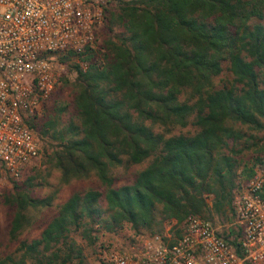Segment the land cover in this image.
Returning a JSON list of instances; mask_svg holds the SVG:
<instances>
[{
  "label": "trees",
  "instance_id": "obj_1",
  "mask_svg": "<svg viewBox=\"0 0 264 264\" xmlns=\"http://www.w3.org/2000/svg\"><path fill=\"white\" fill-rule=\"evenodd\" d=\"M110 23L122 31L106 40L104 61L84 69L74 63L79 124L58 128L51 116L42 130H56L46 156L60 183L95 177L104 190L72 192L39 237L19 242L22 256L0 264H87L71 232L94 243V224L114 230L126 222L166 238V221L175 219L178 235L189 213H233L237 169L247 179L262 161L257 155L241 164L229 140L240 135L237 124L264 127V0H117ZM224 61L233 77L220 85ZM190 123L193 133L172 132ZM143 161L131 182L115 184L116 167ZM16 191L5 198L13 239L32 221L27 208L51 205L59 186L42 197Z\"/></svg>",
  "mask_w": 264,
  "mask_h": 264
},
{
  "label": "built area",
  "instance_id": "obj_2",
  "mask_svg": "<svg viewBox=\"0 0 264 264\" xmlns=\"http://www.w3.org/2000/svg\"><path fill=\"white\" fill-rule=\"evenodd\" d=\"M108 0H0V170L18 178L39 155L31 123L61 67L58 56L93 47ZM234 195L233 227L189 213L179 234L110 248L105 264H264V155Z\"/></svg>",
  "mask_w": 264,
  "mask_h": 264
},
{
  "label": "rangeland",
  "instance_id": "obj_3",
  "mask_svg": "<svg viewBox=\"0 0 264 264\" xmlns=\"http://www.w3.org/2000/svg\"><path fill=\"white\" fill-rule=\"evenodd\" d=\"M116 6L117 0H108L104 5L102 17L95 23V41L93 47L87 48L83 53L72 54L65 61L60 59V55L58 56V62L61 63V67H59L56 72L54 88L42 104L39 116H37L34 123V128L39 137V155L28 164L18 178L11 177L0 170V258L7 255H11L16 259L21 257L22 250L19 249V242H30L32 239L39 237L42 228L57 213V205L63 202L72 192L83 191L88 187L104 190V187L95 177L72 179L68 183H60V170L50 167L46 156L47 152H49L51 147L58 141V139L53 136L56 130L51 128L52 130H49L47 133H42V130L46 128L47 125H45V122H47L48 118L51 116H56L58 120L56 121V126L58 128L64 126L69 121H74L76 124H79V118L73 103L74 91L71 84V81H73L76 75L74 63H79L84 69L91 61H95L98 64L104 61L106 40L108 38L116 40L117 33L122 31L120 25L116 24L111 26L110 23L111 12L116 9ZM88 51H92L93 55L91 58L84 59ZM232 77L233 74L229 70L228 62L224 61L223 69L216 76V81L220 85L224 83L229 84ZM236 126L240 130V135L235 142H232L230 139L229 145H233L234 143L235 151L232 152L241 160V164L247 163L250 165L252 164L253 157L264 155V127L258 129L250 127L247 124H237ZM195 129L196 127L190 123L185 126L173 128L172 132L193 133ZM146 163L147 161H143L141 163L116 167L114 169L116 176L115 184L119 185L131 182L135 177L136 171L146 165ZM255 165L253 168L258 164ZM241 170L242 167L237 169L239 175L236 180L237 182L239 181V184L241 182V184L235 188L234 195L238 190L242 189L248 179L242 178L243 172ZM57 185L59 186V191L54 197L52 204L38 208L28 207L27 210L32 220L30 225L25 226L19 232L17 239L11 238L9 230L14 210L12 204H9L5 198L7 196L12 198V196L17 193L16 190L18 187L27 191L31 196L42 197L50 193ZM208 201L209 203L212 202V196L208 197ZM101 204L106 207L104 198L101 199ZM106 214L107 212L105 211L103 215ZM211 219L219 226L224 234H226L227 231H230L231 234L234 216L228 207L225 208V212H214ZM180 224H178V227ZM172 225H177L176 220H167L164 231L172 234L170 228ZM93 234L97 236L95 242L89 243L87 239L80 236L78 230L71 232V237H73L82 248L87 264H105V253L110 248H128L148 236L146 232L138 233L134 231L126 222L114 230H106L94 224L92 236ZM26 264L36 263L32 260H26Z\"/></svg>",
  "mask_w": 264,
  "mask_h": 264
}]
</instances>
